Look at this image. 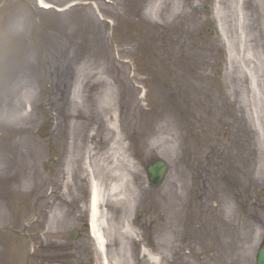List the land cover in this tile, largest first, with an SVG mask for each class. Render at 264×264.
I'll use <instances>...</instances> for the list:
<instances>
[{
	"label": "rangeland",
	"instance_id": "obj_1",
	"mask_svg": "<svg viewBox=\"0 0 264 264\" xmlns=\"http://www.w3.org/2000/svg\"><path fill=\"white\" fill-rule=\"evenodd\" d=\"M43 1L0 0V264H101L89 237L70 238L97 171L65 195L79 140L108 184L129 180L133 249L169 235L171 264H257L264 54L241 42L264 0ZM158 160L169 171L152 188ZM122 204L101 209L113 264Z\"/></svg>",
	"mask_w": 264,
	"mask_h": 264
},
{
	"label": "bare ground",
	"instance_id": "obj_2",
	"mask_svg": "<svg viewBox=\"0 0 264 264\" xmlns=\"http://www.w3.org/2000/svg\"><path fill=\"white\" fill-rule=\"evenodd\" d=\"M38 1L41 7H48V5L43 0ZM254 7L257 8V10L255 9V12L257 13V26L253 28V35L250 36L253 39L254 44H251L248 41H246L245 43L244 40L241 42V47H243L244 49L255 50L259 54H264V11H259V9L262 7L258 5H255ZM253 87L257 88L259 87V84L255 81L253 83ZM20 106L22 108L24 104L23 106L19 105L17 107H14V110L16 109L18 111V109H20ZM255 125L258 128L261 141L264 142V129L261 123L255 122ZM118 148L119 150L124 152V148L122 149L119 145ZM72 150L73 153L70 152L71 156L69 159L68 166V181L66 182L65 191L66 196L72 197L76 195V186L74 187V177L77 176L78 178V174H80L79 172L82 171L85 173H89L92 163L96 168L95 170H97L96 174L92 175L89 173L88 177L90 182L91 193V233L92 236L95 238L99 252L101 253V264H113L107 256V248L109 246V242L104 234L105 224L106 226H108V221L110 219L109 215H103L101 211L102 206H104V203L108 199L114 203H123L122 215L119 220V229L121 231L117 235H115L119 243L117 250L118 259L115 264H171L169 259L171 257V242L173 239L169 235H158L159 232H156V226L158 227V225L152 226V232H150L151 234L156 232L155 234L158 235V248L151 247V249H147V247H144L142 250H136L132 248L133 245L131 243H134L136 241V237L139 233L137 232L136 228H134L135 225L132 223V219L129 217L132 203V199L128 197L127 185L129 180L125 177L124 183L122 184L113 182L108 184V181L110 182L111 180H114V177L113 174L109 175V173L107 172V170H109V166L106 164V159L104 156L100 155L99 153H96L95 148L81 144L80 140L75 146V149L73 148ZM113 151L114 147L112 148V156ZM109 165L112 166L113 163L111 162ZM115 170L116 169H114V171ZM260 174L264 175V165L263 169H261L260 171ZM11 175V173H7L6 177H11ZM55 215L52 216V224H55L57 222L56 218L58 214ZM134 244L135 246H137L136 242Z\"/></svg>",
	"mask_w": 264,
	"mask_h": 264
},
{
	"label": "water",
	"instance_id": "obj_3",
	"mask_svg": "<svg viewBox=\"0 0 264 264\" xmlns=\"http://www.w3.org/2000/svg\"><path fill=\"white\" fill-rule=\"evenodd\" d=\"M164 171H165V166L162 163L154 165L149 169L150 174L154 176L153 177L154 183L160 180L159 178L162 177ZM259 264H264V249L260 253Z\"/></svg>",
	"mask_w": 264,
	"mask_h": 264
}]
</instances>
